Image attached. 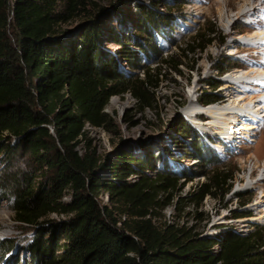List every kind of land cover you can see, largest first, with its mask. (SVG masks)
Wrapping results in <instances>:
<instances>
[{
    "label": "trees",
    "instance_id": "trees-1",
    "mask_svg": "<svg viewBox=\"0 0 264 264\" xmlns=\"http://www.w3.org/2000/svg\"><path fill=\"white\" fill-rule=\"evenodd\" d=\"M122 1L115 0L111 13L125 31L133 27L143 35L142 42L119 35L114 25L104 34L102 11L96 13L90 0H0V196L12 220L33 232L26 244L31 264H264V228L201 238L173 224H153L155 210L168 204L178 210L182 199L173 194L182 177L164 171L150 178L115 162L111 178L98 176L103 159L86 142L84 127L107 130L112 118L104 108L114 95L128 93L140 108L149 106L162 72L182 65L175 54L161 57L154 41L169 15L136 4L134 21H128ZM77 17L84 23L74 34L57 33L58 24ZM216 39L207 21L177 50L190 54L193 64V55ZM105 42L119 51L112 54ZM147 52L159 60L139 65L138 54L145 58ZM120 63L140 75L121 72ZM214 100L209 92L198 101ZM130 174L135 179L126 181ZM233 175L226 166L210 169L188 197L191 206L216 196ZM103 191L107 204L97 199ZM51 213L65 217L47 218Z\"/></svg>",
    "mask_w": 264,
    "mask_h": 264
},
{
    "label": "rangeland",
    "instance_id": "rangeland-1",
    "mask_svg": "<svg viewBox=\"0 0 264 264\" xmlns=\"http://www.w3.org/2000/svg\"><path fill=\"white\" fill-rule=\"evenodd\" d=\"M90 1L96 13L99 11L96 10L98 8L101 9V14L108 16L104 19L101 14L98 15L99 19L104 21L102 26L104 34L109 32L107 26L114 25L119 35L126 38L131 33L137 42H142L143 35L139 37L136 30H132L133 27L125 31V27H122L117 17L111 13L115 0ZM122 2V10L130 11L128 21H134L133 12L136 4L149 6L158 14L169 15L168 27L155 34L154 41L161 57L175 54L176 59L182 61V65L177 67L178 72L168 69L162 72L161 81L156 89H153V102L149 106L140 108L128 93L114 95L109 97L104 108L112 118L107 130L88 125L84 127L86 142L91 144L95 154L103 159V167L97 171L98 176L111 178V163L115 162L123 168H141L139 170H143L144 173L140 171L139 174H145L150 178L164 171L182 177L179 180L182 184L177 186L173 194L182 199L178 210L173 209L172 204H168L150 215L153 224L160 228L166 224H173L176 227H183L182 229H189L190 234L196 233L201 238L220 236L226 232L247 233L256 228H264V119L251 133L240 132L241 136L240 133H236V143H233L227 140L226 133L229 131L226 129L235 125L234 119L237 115L225 121L218 116L213 118L203 114L209 108L221 109L218 105L219 95L224 94L222 89L224 84L228 80H234V73H237L238 80H246L248 71L256 66L254 69L263 71L264 74V68L259 63L261 61V64H264V51L261 54L255 53L258 44L260 49L264 50V45L261 44L264 38V0ZM251 3L253 4L251 8L256 9L237 19V14L249 10ZM125 6L128 7L124 8ZM258 20L259 22L254 24ZM128 21L126 20L124 24ZM207 21L214 25L217 39L203 51L196 52L193 55L196 58L195 62L190 64L188 59L190 54L183 57L177 47ZM82 23L83 17L60 23L57 25V33L68 37L74 34ZM105 46L112 54L119 51L117 44L105 42ZM138 55L139 65L142 66H148L149 62L160 58L153 52H147L145 58ZM230 65L231 67H228ZM232 65L241 71H233L232 76L219 75L218 69L223 68L224 71V68L230 69ZM118 68L121 72L134 75H140L141 72L140 69L127 68L122 63ZM254 78L255 83L260 85L259 80H263L264 76L256 74ZM214 81H218L215 87L206 84ZM241 84L243 87L235 86L239 90L222 106L223 109H228L222 112L235 111L236 105L232 102L239 98V93L248 91L250 94L249 92L256 86L247 82ZM209 92L215 97L214 102L207 103L208 106H201L198 100ZM251 94L255 96L253 91ZM193 107L199 111L198 114H194L195 117ZM258 110L261 112L260 108ZM218 127L223 132H219ZM191 129H194V132ZM194 148H197V151ZM77 150L82 152L83 148L78 146ZM128 157L137 160L132 162L127 159ZM128 161L131 163L126 164ZM222 166L234 170L229 185L223 187V190L214 197L205 195L197 208L192 207L188 197L206 181L210 169ZM135 175L130 174L126 181L134 180ZM259 178L262 180L255 184ZM68 195V192H65L64 201L68 200ZM98 196L100 204L108 203L105 191ZM63 217L65 215L51 213L47 218L58 220ZM32 234L29 227L12 220L9 202L0 196V264H31L26 244Z\"/></svg>",
    "mask_w": 264,
    "mask_h": 264
},
{
    "label": "bare ground",
    "instance_id": "bare-ground-1",
    "mask_svg": "<svg viewBox=\"0 0 264 264\" xmlns=\"http://www.w3.org/2000/svg\"><path fill=\"white\" fill-rule=\"evenodd\" d=\"M252 5H253L252 3H251V5L249 4L250 9L247 11H244L243 14L238 13L237 19L241 18L242 16H245L246 14L251 13L252 10L256 9V8H251V7H253ZM251 21L253 22L254 20H251ZM258 22H259V20L254 24H257ZM257 37H259V36H257ZM261 44L264 45V38H263V42ZM235 47H237V43H236ZM256 48L258 50H256L255 53L261 54V52L264 51V50L260 49L259 44L256 45ZM259 63H260V66H262L264 68V64L263 63L261 64V61ZM254 68H252V69H250V71H248V73H247L248 78L246 80H238L237 73H234L233 74L234 80L233 79L228 80V82H226V84H224V86L222 88L224 94L219 95L220 103L218 105L221 107V109L209 108L208 110H206L203 113L207 117L213 116V118H214V117L218 116L222 120L225 119V121L231 120L230 119L231 116L237 115L234 119L235 125L231 126V127L229 126L230 128L226 129V131H229L226 133V137L228 138L227 140L230 142H233V143H236L235 142V138H236L235 134L236 133H240V132L243 134L244 133H251V131L253 129H256L258 127V125L260 124V121H262L264 119V101H263V98H264V96H263L264 95V79L259 80L260 85H257V83H255V78H254V75H256V74L262 75V76H264V74L262 73L263 71H258ZM237 71H241V69L237 70ZM228 75L232 76V73L226 74V76H228ZM243 82H247V83H250L252 85L253 84L256 85L255 88L252 89L253 94H255V96H252V94H251L252 91L249 92L250 94L247 93L248 91H245V92L243 91L242 94L240 91H238V92H240L239 98L232 102V104L236 105V110L233 112L228 111L227 113L222 112V111L228 110V109H226V110L223 109L222 106L225 105L229 101V99L231 100L234 97L235 92L237 90H239L235 86L238 85V86L243 87V85L241 84ZM258 94H261V95L258 96ZM254 107H255V109H253ZM259 108H260L261 112H259V110H258ZM220 112L223 114H219ZM257 118L260 120L258 121ZM245 122H250V123L246 124ZM251 122H254V123H251ZM219 128L220 127H218V129ZM218 131L223 132L222 129L221 130L219 129ZM215 133H216V131H215ZM241 133H240V136H241ZM261 180L262 179L259 178L255 184H257ZM257 204H259V203H257Z\"/></svg>",
    "mask_w": 264,
    "mask_h": 264
},
{
    "label": "clouds",
    "instance_id": "clouds-1",
    "mask_svg": "<svg viewBox=\"0 0 264 264\" xmlns=\"http://www.w3.org/2000/svg\"><path fill=\"white\" fill-rule=\"evenodd\" d=\"M240 70V68H238V67H235V66H233L232 68H230V69H228L227 68V70H224V71H222V72H220L219 73V75L221 76V74H223V73H225V72H233V71H237V70ZM214 102V101H213ZM210 103H212V102H210ZM201 104V106H208L209 104H205V103H200ZM195 105V104H194ZM199 105V104H198ZM193 116H194V114H193ZM195 117V116H194ZM198 117V116H197Z\"/></svg>",
    "mask_w": 264,
    "mask_h": 264
}]
</instances>
